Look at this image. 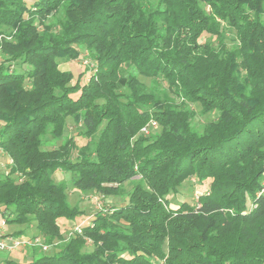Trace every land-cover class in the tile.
I'll list each match as a JSON object with an SVG mask.
<instances>
[{
  "label": "trees",
  "instance_id": "trees-1",
  "mask_svg": "<svg viewBox=\"0 0 264 264\" xmlns=\"http://www.w3.org/2000/svg\"><path fill=\"white\" fill-rule=\"evenodd\" d=\"M84 53L86 80L60 68ZM0 152V214L35 223L7 234L49 245L1 264H264V0H0ZM190 177L206 188L171 205ZM126 181L62 236L69 189Z\"/></svg>",
  "mask_w": 264,
  "mask_h": 264
},
{
  "label": "rangeland",
  "instance_id": "rangeland-1",
  "mask_svg": "<svg viewBox=\"0 0 264 264\" xmlns=\"http://www.w3.org/2000/svg\"><path fill=\"white\" fill-rule=\"evenodd\" d=\"M226 37H227V42H230L231 40H233V37H234L233 31L226 30ZM57 61H58L60 68L64 70H70L73 73L75 78L81 72L86 71L85 80L88 78L91 68L95 65V62L91 60L90 57L86 53L81 54L77 58H73V60L65 59V58H58ZM138 79L145 83L149 82V79L147 77H144L140 74L138 75ZM193 108L197 112L195 118L192 121L196 129H200L207 120L214 117L213 112L209 114H204V115L199 114V112L197 111L199 110L198 105H194ZM80 128L81 126L79 124L75 123L71 117H68L67 126L65 129V135H71V134L75 135L77 131L81 130ZM159 130L160 128L156 125V128L151 129L149 133L146 135L154 136V134H156ZM4 163L5 162H4L3 154L0 152V172L3 171L5 168ZM65 177L67 178L68 174H66L65 172H62V170H57L54 174V179L57 181ZM137 177L138 176H135L134 180ZM132 183L133 181H126L122 185L121 191L112 196H103L95 192L81 193V192H77V190H75L74 188L73 189L71 188L69 189V196L67 198H69V201L71 204L78 202L80 208H82L83 211H85L83 215L77 218L79 220V219H82L83 217L92 215V213H94L96 210H99L101 208L103 209L109 208L112 205H118V204L124 203L127 200V193L131 189ZM206 186H207L206 183H198L194 177H190L182 182V184L178 188L177 193L169 194L168 198L170 200V204L175 205L182 201L194 203L199 193L203 189H205ZM2 218L3 217L0 214V233H5L6 231L21 228L24 230L25 234L32 235V233L35 230L34 228L35 223L33 221L29 222L27 225H24V224L23 225H13V224L10 225L9 223L2 224ZM74 223L75 222L71 220L61 223V232L64 238H67L69 233L72 232L73 230L72 224ZM87 248L90 249L91 245H88ZM41 251L44 252V250H41ZM36 253L37 255L41 254L40 252L39 253L35 252L34 250H32V248L26 247V248H20L17 250H13L12 252L0 251V257L9 256L19 261H27L31 259V257L35 255Z\"/></svg>",
  "mask_w": 264,
  "mask_h": 264
},
{
  "label": "built area",
  "instance_id": "built-area-1",
  "mask_svg": "<svg viewBox=\"0 0 264 264\" xmlns=\"http://www.w3.org/2000/svg\"><path fill=\"white\" fill-rule=\"evenodd\" d=\"M156 127L155 121H150L148 124L141 128V131L145 134H148L151 128ZM6 162H11V159H6ZM261 191H264V180L262 181ZM88 221V218H82L78 223H74L72 231L81 232V226ZM70 234V233H69ZM39 247L42 250H47L49 245L44 242V239L41 236H27V235H9L7 233L0 234V251H8L12 252L13 250H17L20 248L26 247ZM1 264V263H0Z\"/></svg>",
  "mask_w": 264,
  "mask_h": 264
},
{
  "label": "crops",
  "instance_id": "crops-1",
  "mask_svg": "<svg viewBox=\"0 0 264 264\" xmlns=\"http://www.w3.org/2000/svg\"><path fill=\"white\" fill-rule=\"evenodd\" d=\"M6 224L5 222H4V220H3V218H2V224ZM14 230H17V229H14ZM14 230H10V231H6L5 233H10V232H13ZM5 233H0V234H5ZM2 257H0V259H1Z\"/></svg>",
  "mask_w": 264,
  "mask_h": 264
}]
</instances>
